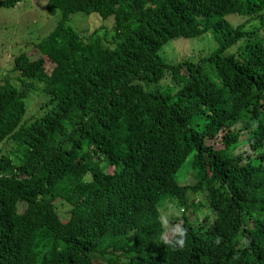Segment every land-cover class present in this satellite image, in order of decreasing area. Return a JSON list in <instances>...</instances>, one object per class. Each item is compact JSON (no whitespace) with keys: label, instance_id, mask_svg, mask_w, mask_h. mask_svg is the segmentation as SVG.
Instances as JSON below:
<instances>
[{"label":"trees","instance_id":"1","mask_svg":"<svg viewBox=\"0 0 264 264\" xmlns=\"http://www.w3.org/2000/svg\"><path fill=\"white\" fill-rule=\"evenodd\" d=\"M45 10L58 16L39 53L0 81V264H264V0ZM75 11L110 24L84 33L66 24ZM205 31L206 55L162 54ZM35 84L46 97L22 118ZM167 207L183 249L161 239Z\"/></svg>","mask_w":264,"mask_h":264},{"label":"rangeland","instance_id":"2","mask_svg":"<svg viewBox=\"0 0 264 264\" xmlns=\"http://www.w3.org/2000/svg\"><path fill=\"white\" fill-rule=\"evenodd\" d=\"M46 0H20L10 7L0 6V81L7 80L15 82L18 72L12 69V57L19 52H25L29 56H35L39 49L34 47L44 37L49 34L57 21L58 13H48L45 10ZM240 15L229 13L226 18L230 21L241 20ZM111 18L100 19L95 12L85 13L75 11L69 15L66 24L78 30L88 33L97 26H109ZM110 31V29H108ZM98 32H103V28H98ZM216 46V41L210 31H205L199 35L183 37L176 36L167 40L161 47L162 54L168 61H176L182 57H191L196 60L207 54ZM233 46V45H232ZM230 46V49H232ZM44 57V56H43ZM33 90L24 98L25 112L22 116H28L35 110V107L46 97V93L40 89L39 84H35ZM10 141L5 140L0 143V149L8 148ZM242 146H245L244 144ZM5 154H12V147ZM169 205V204H167ZM21 206V205H19ZM63 207H60L62 210ZM179 210L169 208L163 210V216H167L171 225L179 224L177 219ZM170 232H165L167 235Z\"/></svg>","mask_w":264,"mask_h":264},{"label":"clouds","instance_id":"3","mask_svg":"<svg viewBox=\"0 0 264 264\" xmlns=\"http://www.w3.org/2000/svg\"><path fill=\"white\" fill-rule=\"evenodd\" d=\"M159 219L165 232L171 233L170 236L162 234L161 239L163 243L174 249H183L186 243L187 229L180 224L171 225L167 216H162Z\"/></svg>","mask_w":264,"mask_h":264}]
</instances>
